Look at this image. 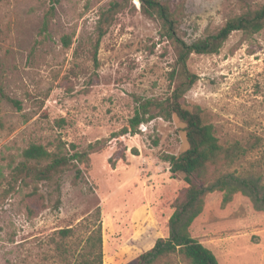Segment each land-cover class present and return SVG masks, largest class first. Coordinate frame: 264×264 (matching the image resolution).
<instances>
[{"label": "rangeland", "instance_id": "1", "mask_svg": "<svg viewBox=\"0 0 264 264\" xmlns=\"http://www.w3.org/2000/svg\"><path fill=\"white\" fill-rule=\"evenodd\" d=\"M160 1L178 15L187 43L264 6V0ZM112 2L122 0H0V264H68L98 226L103 264H127L168 236L187 184L170 172L167 156L187 149L184 126L155 118L135 135L119 133L137 100L171 93L175 56L157 22L131 3L97 45L100 13ZM188 66L198 81L184 103L202 110L219 143L256 140L244 157L210 167L206 181L195 183L232 174L264 188V29L251 37L234 32L217 54H193ZM31 143L63 154L94 148L51 182L14 183L12 170ZM204 204L193 236L219 264H264V208L240 192L229 201L219 191L206 193ZM63 230H70L66 237ZM156 264L190 263L174 254Z\"/></svg>", "mask_w": 264, "mask_h": 264}, {"label": "trees", "instance_id": "2", "mask_svg": "<svg viewBox=\"0 0 264 264\" xmlns=\"http://www.w3.org/2000/svg\"><path fill=\"white\" fill-rule=\"evenodd\" d=\"M129 3L133 5V10L138 8L140 13L154 19L158 24L159 37L171 44L175 56L171 77L175 86L164 99L137 100L133 116L119 134L135 135L141 125L155 118L166 121L176 118L184 126L187 149L178 156H167V162L172 174L183 175L187 188L174 203V211L168 221L167 238L156 240L152 248L127 264H156L162 258L174 254L184 256L190 264H219L214 253L193 236L194 224L205 215V194L219 191L224 194L225 201H229L235 193L240 192L249 195L264 208V188L256 180L232 174L222 175L207 186L195 183L206 181L210 167L230 165L244 157L253 150L256 140L222 146L212 125L206 122L202 110L199 107H186L184 97L198 81V76L190 70L188 62L193 54H217L234 32L247 37L259 33L264 29V6L228 19L215 34L187 43L179 34V17L169 4L160 0L112 2L109 8L100 13L96 27L97 45L115 16ZM53 9L51 4L44 18L42 32L48 28ZM69 41L65 36L66 46ZM3 97L19 108L18 102ZM93 148L94 145H89L85 152L63 154L50 152L40 144L31 143L22 151L21 161L12 170L11 177L14 183L19 180L33 184L51 182L70 167L84 163ZM262 166L264 168V157ZM95 215L99 216L98 209ZM69 232L63 230L60 234L66 237ZM68 264H103L100 226L90 232L81 252Z\"/></svg>", "mask_w": 264, "mask_h": 264}]
</instances>
